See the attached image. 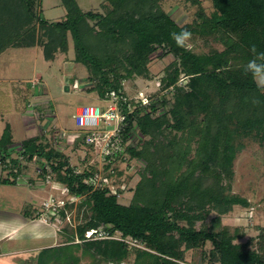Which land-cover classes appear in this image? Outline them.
I'll list each match as a JSON object with an SVG mask.
<instances>
[{
    "label": "trees",
    "instance_id": "trees-1",
    "mask_svg": "<svg viewBox=\"0 0 264 264\" xmlns=\"http://www.w3.org/2000/svg\"><path fill=\"white\" fill-rule=\"evenodd\" d=\"M110 1L114 7L109 13L102 14L84 11L77 0H62L67 8L66 19L50 22L39 13L40 0H0V54L9 48L40 45L45 58L51 61L58 52L67 51L71 35L77 62L86 65L91 73L90 79L96 81L94 90L100 96L112 91L122 99L125 98L122 80L134 75L148 77L151 55L158 48L173 54L175 60L162 79L165 88H174V103L169 110L173 122L164 119L165 116H156L155 105L129 113V102L124 100L127 112L124 140H128L134 124L144 136H153L164 125L177 131L191 129L199 114L206 116L204 120L217 118L214 134L207 133L209 136L202 142L201 148L206 153L205 169L211 171L219 182L224 179L231 182L242 140L254 138L264 145V111L255 118H241L236 112L227 110L234 97L237 111L249 108L253 93L259 94L264 103V92L250 77L243 75L242 69V65L253 58L251 45L255 44L258 52H264V0H212L215 12L211 16L202 12L200 22L184 26L157 5L146 8L147 0ZM90 20L101 27L100 33L106 40L130 43L131 50L126 57L109 54L107 49L100 53L101 49L97 51L95 45L88 42L89 34L94 31ZM183 28L201 36L220 32L231 42L226 43L223 50L214 49L208 53L185 50L177 47L169 35ZM229 61H232L230 66ZM182 73L189 75L186 86L178 85ZM42 142L41 135L29 136L22 141L17 152L28 160L36 156L44 158L57 174V181L65 184L71 194L83 197L79 207H85L87 212L84 222L70 232L69 240L35 253L32 256L34 264H83L82 257L77 254L80 248L85 256L115 264H122L132 253L134 264H182L186 250L203 248L207 243L212 245L209 251L211 264H264V228L258 235L259 249H252L249 242L236 243L241 235L232 233L229 227L197 228L195 225L209 213L200 201L202 196L209 197L211 203L223 211L231 210L235 205H250L247 198L231 192V183L227 188L221 184L222 189L204 191L198 185L187 184L190 187L188 192V186L181 181L165 188L167 192L163 198L164 191L159 189V198L150 203L143 204L144 198L126 205L119 202L117 194L109 187L86 182L87 178H93L92 172L77 173L64 153L48 149ZM13 143L12 129L7 125L0 138V157L4 163L12 156L10 147ZM127 152L136 157L144 155L143 150L133 147H128ZM11 162L20 169L18 157L11 158ZM44 171L47 170L44 168ZM17 182V177L9 180L0 176V184L17 185ZM180 220L190 224L182 225ZM102 227L108 237L86 236L92 230L98 233ZM115 234H120L122 239L112 238ZM126 239L144 247L131 246Z\"/></svg>",
    "mask_w": 264,
    "mask_h": 264
},
{
    "label": "rangeland",
    "instance_id": "rangeland-1",
    "mask_svg": "<svg viewBox=\"0 0 264 264\" xmlns=\"http://www.w3.org/2000/svg\"><path fill=\"white\" fill-rule=\"evenodd\" d=\"M77 1L84 11L93 10L102 14L109 13L114 7L110 0ZM146 3V8L157 5L181 26L200 22L202 12L207 16L215 12L212 0H147ZM38 10L41 17L50 22L65 20L67 16V8L62 0H40ZM95 23L90 20L94 31L89 34L88 42L95 45L97 51L101 49L100 53L107 49L109 54L126 57L131 50L130 43L106 40L100 33L101 27ZM230 42L231 39L220 32L209 36L193 35L190 49L196 53H208L214 49L223 50ZM174 60L173 54L158 48L151 55L148 77L134 75L123 79L121 86L125 98L117 94L120 97L118 112L126 115L124 100L129 102V113L155 105V115L165 116L164 119L172 123L169 110L174 103V88H165L162 79ZM36 74L42 75L41 78L34 79ZM90 75L88 67L76 60L71 35L67 51L58 52L51 61L45 58L40 45L9 48L0 55V138L10 125L14 137L10 147L13 149L11 158L18 157L21 162L19 169L12 164L11 158L4 163L0 157V176L9 180L17 177L18 181L17 185L0 184V264H34L32 256L35 253L44 247L64 244L69 240L72 229L85 220L87 210L79 207L83 197L71 194L65 184L58 182L57 174L44 158L36 156L28 160L17 152L24 139L35 135L42 136V143L48 149L64 153L77 173L92 172L93 178H87L86 182L109 187L117 194L119 202L126 205L144 198L141 201L143 204L150 203L159 198V189L164 191L161 195L163 198L167 192L165 188L181 181L186 186L198 185L203 191L222 189L221 184L227 188V184L231 183V192L247 198L250 205H235L231 210L223 211L212 204L209 197L202 196L200 201L209 209V213L204 220L196 221L195 225L197 228L229 227L232 233L241 235L235 240L236 243L249 242L250 248L259 249L258 235L264 228V145L254 138L242 140L243 145L234 163L233 180L219 182L210 174L211 171L205 169L206 153L201 148L202 142L206 141L204 138L209 136L207 133L214 134L217 129L218 119L211 117L204 120L206 116L199 114L196 125L186 131L172 130L164 125L153 136H144L134 124L128 140H124L123 153L107 157L101 145L85 143L88 132L75 123L77 107L81 103L79 98L87 97L89 93H92L89 97L103 104L104 110L112 105L109 101L112 100V91L100 96L94 90L96 81L90 79ZM188 81L189 75L182 73L178 85L186 86ZM68 86H71L70 90ZM42 87L41 100L46 102L36 104L37 97L34 95ZM141 100L148 103L144 105ZM250 100L249 108L237 111L234 97L227 110L236 112V116L241 118L263 115L264 103L259 94H251ZM208 121L209 125H206ZM126 125L127 119L124 118L121 121L122 134ZM128 147L143 150V157L131 155L127 152ZM187 199L185 196L184 201L187 202ZM194 202L193 206H196ZM180 223L190 224L185 220H180ZM104 230L102 227L98 233L90 231L86 236L94 233L98 237H106ZM130 241L131 246L144 247L132 239ZM77 242L81 241L77 239ZM211 249V243H207L203 248L186 250L181 263L211 264ZM77 254L82 257L83 264H115L85 256L82 248L77 249ZM134 259L132 253L122 264H134Z\"/></svg>",
    "mask_w": 264,
    "mask_h": 264
},
{
    "label": "built area",
    "instance_id": "built-area-1",
    "mask_svg": "<svg viewBox=\"0 0 264 264\" xmlns=\"http://www.w3.org/2000/svg\"><path fill=\"white\" fill-rule=\"evenodd\" d=\"M111 95L112 100L109 101L112 102V105L107 110L98 104L88 103L79 107L75 115L76 125L88 132L84 139L85 143L95 146L101 145L105 148L107 157L114 156L116 153L117 155L121 154L125 150L122 149V146L124 148V138L121 128V121H124L125 115H121V112L117 110L120 97L115 92H111ZM141 101L144 105L148 103L146 100ZM92 231L96 233L97 230ZM91 236L89 235V237ZM111 237L122 239L120 234ZM126 240L131 242L129 239Z\"/></svg>",
    "mask_w": 264,
    "mask_h": 264
},
{
    "label": "clouds",
    "instance_id": "clouds-1",
    "mask_svg": "<svg viewBox=\"0 0 264 264\" xmlns=\"http://www.w3.org/2000/svg\"><path fill=\"white\" fill-rule=\"evenodd\" d=\"M169 35L177 47L190 50L193 40V34L190 30L183 28L179 32L172 31ZM250 52L253 58L242 65L243 75L250 77L257 88L264 91V52H258L255 44L251 45ZM231 63L232 61H229V66Z\"/></svg>",
    "mask_w": 264,
    "mask_h": 264
},
{
    "label": "crops",
    "instance_id": "crops-1",
    "mask_svg": "<svg viewBox=\"0 0 264 264\" xmlns=\"http://www.w3.org/2000/svg\"><path fill=\"white\" fill-rule=\"evenodd\" d=\"M25 48H31V47H25ZM8 50V49H7ZM7 50H5V51H7ZM4 51V52H5ZM4 52H2V53H4ZM1 53V54H2ZM0 54V55H1ZM41 76L42 75H39V74H36L35 75V77H34V79L35 78H41ZM34 81V80H33ZM34 83V85H35V82H33ZM37 84V83H36ZM73 88H74V85H73ZM42 90H37V93H36V95H34L35 96V98L37 97V102H36V104H41L42 103V101H45V100H41L43 97H42V94L43 93H41L43 90H44V87H42L41 88ZM68 89L70 90L71 89V86H68ZM77 89H80V87L79 88H77ZM38 94V95H37ZM88 96L87 97H84V98H79V100L81 101V103H79V105H78V107H77V109L81 106V105H83V104H88V103H94V102H97V104L98 105H100L101 107H103V104H100L99 102V100H97V99H92L91 97H89V96H92V93H89V94H87ZM46 102V101H45ZM44 104V103H43ZM94 104H96V103H94Z\"/></svg>",
    "mask_w": 264,
    "mask_h": 264
}]
</instances>
